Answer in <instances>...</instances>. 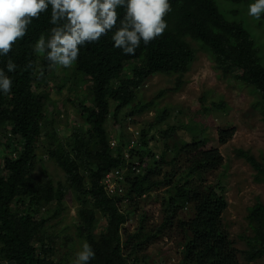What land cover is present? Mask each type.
Returning <instances> with one entry per match:
<instances>
[{"label": "trees", "instance_id": "1", "mask_svg": "<svg viewBox=\"0 0 264 264\" xmlns=\"http://www.w3.org/2000/svg\"><path fill=\"white\" fill-rule=\"evenodd\" d=\"M228 1L245 7L255 2ZM170 4L164 34L147 46L141 44L135 55H124L113 47L111 33L81 49L69 77L90 84L91 103L86 95L77 97L84 122L64 141L55 131H47L48 93L40 91L42 82L59 67H50L44 56L33 51L36 40L53 27L51 10L34 19L27 35L13 46L9 57L17 69L8 73L13 79L12 92L0 94V135L7 131L9 139L0 154V260L5 264H62L53 257L54 238L48 231L51 217L42 212L55 203L58 214L69 191L79 205L78 233L96 253L91 264H130L131 258L137 259L159 238L175 232L183 237L177 264H241L239 253L250 262L264 258V203L258 200L248 209L250 233L243 236L248 247L238 249L222 220L228 207L225 185L220 178L208 180L224 158L217 147L208 144L207 135L174 140L175 127L170 126L163 131L165 147L157 158L149 147V128H144L139 137L141 149L134 151L141 172L124 158L125 118L140 115L156 103L137 102L139 89L151 76L162 73L177 75L174 90H178L196 59L194 44L208 52L221 76H233L257 92L252 106L264 120V61L251 31L242 22L228 19L216 0H170ZM9 57H0V68ZM63 87L64 83L58 85L60 90ZM163 95L161 91L156 98ZM110 119L121 128L114 149L106 126ZM233 134L232 128H220L218 141L226 143ZM44 136L42 148L64 171L65 183L35 177L37 149ZM235 154L254 169L255 181L264 182V153L256 156L240 147ZM118 167H126L125 188L112 196L101 181L108 170ZM163 187H167L165 193L158 197L163 221L150 228L143 213L133 230L126 227L140 202ZM126 199L130 201L125 203ZM185 208L187 217H181ZM100 217L106 219L107 229L98 233Z\"/></svg>", "mask_w": 264, "mask_h": 264}, {"label": "rangeland", "instance_id": "2", "mask_svg": "<svg viewBox=\"0 0 264 264\" xmlns=\"http://www.w3.org/2000/svg\"><path fill=\"white\" fill-rule=\"evenodd\" d=\"M216 1L228 19L242 22L251 31L264 61V23L249 17L245 5L228 0ZM194 45L198 49L197 56L185 74L182 86L174 90L177 75L158 73L151 76L139 89L136 101L153 100L156 103L152 109L140 115L125 118V125L131 122L133 127L138 129L149 128V147L157 158L161 156L165 147L166 138L163 131L170 126L175 127L174 140H191L195 135L208 136V144L217 147L224 158V164L209 175L208 180L215 182L220 178L225 185L228 207L223 213L222 220L230 237L235 241V246L245 250L248 246L243 236L250 233L248 209L258 200L264 203V182L255 181L254 169L244 159L236 156L235 149L240 147L250 149L256 156L264 153V120L260 112L252 106L258 94L233 76H221L214 68V62L208 52L199 48V45ZM72 72L71 68L53 70L40 87V91L48 93L45 100L47 131H55L63 141L66 136H71L75 126L84 122L76 105L77 97L86 95L87 103H91L90 84H81L71 79L69 75L72 76ZM63 83L65 87L60 90L58 85ZM161 91H164V95L156 98ZM162 117L164 119L158 122ZM111 119L107 121L106 126L111 135H114L116 130L121 128H115L116 124ZM224 127L234 129V134L226 143H220L218 131ZM7 136V131L0 135V154H4L9 141ZM45 137L41 138L40 147L37 149L35 177L43 181L51 177L56 184L59 181L65 183L64 171L49 159L48 153L42 148L41 141L45 140L46 144ZM166 188L155 191L150 198L140 202L139 210L132 214L129 229L133 230L138 225L137 222L143 213L148 216L147 225L150 228L163 221L158 197L165 193ZM64 204L58 214L55 203L48 205L42 214L51 217L48 221V231L54 238L52 244L55 247L54 259L62 264H71L75 253L85 240L78 233L79 205L70 191L66 194ZM128 206L124 205L123 208L129 209ZM187 213L188 209L185 208L181 212V217H187ZM96 225L98 233L107 229V221L103 217L99 218ZM182 241L183 237L177 232L161 237L150 245L144 254L140 253L137 259L131 258L130 264H177ZM239 258L241 264H264V258L250 262L242 253H239ZM0 264L5 262L0 260Z\"/></svg>", "mask_w": 264, "mask_h": 264}, {"label": "clouds", "instance_id": "3", "mask_svg": "<svg viewBox=\"0 0 264 264\" xmlns=\"http://www.w3.org/2000/svg\"><path fill=\"white\" fill-rule=\"evenodd\" d=\"M49 9V23L53 27L36 40L33 51L44 56L50 67L64 69H70L78 61L82 48L98 43L110 33L113 47L124 55H135L141 44L147 46L164 34L168 28L165 17L172 11L170 0H0V57H9L17 41L27 35L33 20ZM247 15L257 21L264 19V0L250 3ZM16 69L17 64L11 57L0 68V94L12 92L13 79L8 73ZM128 125L123 149L129 135ZM120 130L114 135L109 130L111 138L116 136L120 142ZM139 143L134 151L141 149L140 140ZM121 169L125 171L126 167ZM130 222L125 226H130ZM95 257L92 245L85 240L71 264H91Z\"/></svg>", "mask_w": 264, "mask_h": 264}, {"label": "built area", "instance_id": "4", "mask_svg": "<svg viewBox=\"0 0 264 264\" xmlns=\"http://www.w3.org/2000/svg\"><path fill=\"white\" fill-rule=\"evenodd\" d=\"M127 129L129 131V135L126 139L127 143L124 146L123 155L124 158L127 159V162L131 163V165L133 166V170H135L137 173H140L141 167L139 166V159L136 154H134V149L140 146V129L133 127L131 122L129 123ZM118 143V138L116 136H112L110 140L111 147H117ZM125 178V171L123 169L113 168L105 173L102 179V183L109 195L122 194L124 191Z\"/></svg>", "mask_w": 264, "mask_h": 264}]
</instances>
